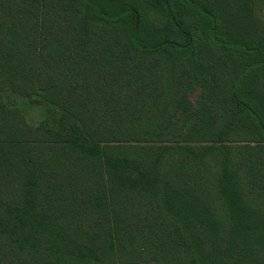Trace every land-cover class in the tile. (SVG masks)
Here are the masks:
<instances>
[{"label": "trees", "instance_id": "obj_1", "mask_svg": "<svg viewBox=\"0 0 264 264\" xmlns=\"http://www.w3.org/2000/svg\"><path fill=\"white\" fill-rule=\"evenodd\" d=\"M237 8L0 0V264H264V36ZM220 51L207 116L166 67Z\"/></svg>", "mask_w": 264, "mask_h": 264}, {"label": "rangeland", "instance_id": "obj_2", "mask_svg": "<svg viewBox=\"0 0 264 264\" xmlns=\"http://www.w3.org/2000/svg\"><path fill=\"white\" fill-rule=\"evenodd\" d=\"M153 1V0H152ZM217 1L218 0H212ZM221 3H231V5H234V3L237 5V11L239 14V20L244 25V31L247 32H255V37H262L264 36V0H219ZM148 7L152 11V16H155V13L157 11V7L154 5L155 3H151L148 1ZM184 12V11H182ZM187 13L190 15L191 22L195 25H197V31H201V26L203 24V19L199 18L197 15H195L193 12L187 10ZM231 23V22H230ZM237 24V23H236ZM254 26H253V25ZM239 25V24H237ZM218 57L220 58V61H197L195 63H189L186 62V64L189 65L190 72L186 71V69L180 65H173L166 67L168 74L172 78H170V85L169 89L172 92L173 90L176 92H182L184 89V85L186 82L188 83L187 88L184 90V95L188 97V100L190 101V105H196L198 102L204 98L208 97L207 100H203L201 103L203 105V109L201 113L205 115L208 111L211 109H214V105L212 101L210 100V97L212 98L215 96L221 88H219V77L221 76V79L224 80L227 78L233 70L240 67V64H238L239 61H233V57L230 56L228 53H224V51H220ZM264 57V53L260 54L258 56V59H262ZM167 63L171 64L175 61H166ZM185 62V61H184ZM198 62H201L202 64H197ZM221 62V65H220ZM183 64V63H180ZM229 64V65H227ZM219 65L221 67H219ZM225 68V72L224 71ZM183 69V70H182ZM259 75H262L261 73ZM177 81V84L174 82ZM176 94V93H174ZM6 104L9 107H15L22 111L25 118L30 124L33 125H39L44 121L49 120L51 124H56L55 118L50 113L52 109L49 111L50 107L43 106V107H37V108H27L25 102L23 99H21L18 96H14L11 94H5L4 95ZM53 112V111H52ZM211 112V111H210ZM180 124L183 122L180 121ZM190 125V122H188ZM236 146L240 144H248L246 142H237V143H228V145H234ZM255 145V144H253Z\"/></svg>", "mask_w": 264, "mask_h": 264}]
</instances>
